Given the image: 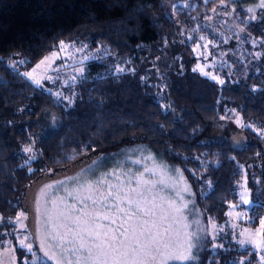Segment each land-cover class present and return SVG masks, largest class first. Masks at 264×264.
Wrapping results in <instances>:
<instances>
[{"label":"trees","instance_id":"16d2710c","mask_svg":"<svg viewBox=\"0 0 264 264\" xmlns=\"http://www.w3.org/2000/svg\"><path fill=\"white\" fill-rule=\"evenodd\" d=\"M190 1L195 7L169 0H0V215L13 216L37 179L142 144L181 170L195 204L215 220L239 200L244 179L256 225L264 215V66L222 69L223 85L193 70L184 30L229 1ZM234 11L246 34L263 43L264 9L249 22L244 8ZM73 39L101 43L107 53L86 62L66 102L20 70ZM118 64L123 71H114ZM156 80L163 83L161 100ZM43 112L54 113L57 124L40 134ZM200 253L184 264H241L239 257L252 264L257 254L248 246ZM15 254L16 264H52L24 262L30 255L21 248Z\"/></svg>","mask_w":264,"mask_h":264},{"label":"rangeland","instance_id":"374dc122","mask_svg":"<svg viewBox=\"0 0 264 264\" xmlns=\"http://www.w3.org/2000/svg\"><path fill=\"white\" fill-rule=\"evenodd\" d=\"M228 1L230 5L223 1L219 2L211 9L210 14L200 16L197 22L184 30V37L190 45V57L194 59L192 69L211 79L213 76L222 79L220 76L222 69L234 68L240 62L247 66H258L260 63L264 66V42L259 43L246 34L245 26L238 21L234 11L236 7L244 8L248 12L247 22H249L253 20V16L257 18L260 0ZM174 3L191 7L196 5L190 0H169L168 2L169 5ZM249 9L252 11L249 12ZM53 53L56 54L55 57ZM106 53L107 48L101 43L91 45L85 39L61 40L55 49L30 67L20 70V73L24 76V73L32 72L34 77L42 78L40 86L34 84L26 76L24 77L54 97L70 102L74 92L68 90L67 87L83 76L87 61ZM41 61L44 62L41 63ZM10 64L13 65V62ZM123 68V64H118L114 71ZM81 69H83L82 72ZM48 76L52 77V80L43 79ZM155 84L159 85L158 99L161 100L163 83L156 80ZM237 120L238 118H235L233 123L237 124ZM239 121L238 126L246 125L240 118ZM56 124L54 113L46 114L45 112L38 121V130L40 134H43ZM93 160L96 161L95 164L92 163ZM145 168L152 169V172L144 175L145 179L152 182L145 186L149 189L145 191V197L150 202L154 201L156 218L166 214L168 218L164 224L171 226L170 231L162 236L161 253L150 264H184L197 261L203 249L212 254L219 253L228 247L243 249L247 246L248 249L257 252L255 263L252 264H262L264 227H261L260 220L264 219V215L258 218L256 225L250 224L256 221V217L252 212L250 191L246 181L242 179L237 185L239 200L229 203L222 220H215L203 214L195 204L192 189L181 170L168 165L150 148L142 144H134L114 153H100L65 172L41 177L28 185L17 212L13 216L0 215V264H16V248L29 253L30 258L28 259L26 255H23L24 262L35 263L39 259H46L56 264V259L60 257V249L56 247L57 242L50 237L48 240L44 239L51 231L46 223L47 215L51 214L56 218L61 212L71 210L70 206L73 204L79 209L81 205L75 197L85 195L83 192L75 191L80 184L95 182L106 173L115 170L117 174L121 172L129 174L121 177L125 187L135 186L134 176L143 172ZM130 179L133 183L128 185ZM110 182L116 183L115 178L110 179ZM185 188L187 191H184ZM180 197H183V200ZM244 199H248L249 203L245 204ZM170 201H175L177 206L186 203L188 207L181 214H176L169 207ZM85 210H91L90 201ZM72 211L76 214L75 210ZM21 213H24V216L17 220ZM100 223L114 228L118 226L109 225L108 221H100ZM185 223L189 225V228H184ZM60 231L63 232V229ZM197 231L200 235L199 244L189 253L194 257L193 259L183 261L168 258V252L174 254L184 252L188 243L186 233ZM240 240H244L245 244L241 245ZM28 244L32 245V251L28 250ZM66 246L71 247L72 245ZM44 252H48L53 259L50 261L44 256ZM64 255L67 257L68 253ZM76 255L81 256L82 253L78 252ZM243 260V257L238 258V261Z\"/></svg>","mask_w":264,"mask_h":264},{"label":"snow or ice","instance_id":"6c2138e0","mask_svg":"<svg viewBox=\"0 0 264 264\" xmlns=\"http://www.w3.org/2000/svg\"><path fill=\"white\" fill-rule=\"evenodd\" d=\"M259 7L264 9V0H260ZM248 11L251 12L252 9ZM252 19L255 20L256 17L253 16ZM257 55L259 56V54ZM53 56L55 57L56 54L53 53ZM43 62L41 61V63ZM117 70L123 71V69ZM82 71L83 69H81ZM204 74L209 75L208 73ZM24 76L37 86L41 85L42 78L34 77L32 72H26ZM43 79L52 80V77L48 76ZM212 79L218 80L221 85L225 83L223 79L214 76ZM256 90L253 88V91ZM239 123L238 119L237 124ZM259 135L264 136V131H261ZM32 150L31 147L23 149L25 152ZM92 163L95 164L96 161L93 160ZM148 172H152V169L145 168L143 172L136 174L134 176L135 186L128 187H125L121 180V177L129 175L128 173L117 174L115 170L106 173L95 182L80 184L75 190L85 193L83 196L75 197L81 205L79 209L73 204L70 206L71 210L61 212L56 218L48 214L46 223L51 231L46 234L44 239L48 240L50 237L57 242L56 247L60 249V257L56 259V264H150L151 261H154L156 256L161 253L162 236L170 231L171 226L164 224L168 218L166 214L156 218L154 201L150 202L145 197V191L149 190L145 186L152 183L144 178L145 173ZM112 178H115L116 183L110 182ZM132 183L131 179L128 180V185ZM184 191H187V188ZM69 195H73V193H69ZM180 199L183 200V197ZM89 201L91 210H85L88 208ZM243 202L247 204L249 200L244 199ZM169 207L172 212L181 214L188 206L186 203L177 206L175 201H170ZM72 210H75L76 214H73ZM23 216L24 213H21L17 220ZM150 217L151 219H149ZM100 221H108L109 225L118 226L115 228L105 226ZM260 223L261 227H264V219H261ZM183 226L185 229L189 228L187 223ZM161 228H163V232H161ZM60 229H63V232ZM66 237H70V239H66ZM186 237L188 243L184 252L179 254L168 252V258L183 261L194 258L189 253L193 247H197L199 244V231L186 233ZM239 243L243 245L245 241L240 240ZM66 245L72 246L67 247ZM27 247L29 251H32L31 244H28ZM78 252L82 255L77 256ZM64 253H68V256L65 257ZM43 254L50 261L53 259L48 252ZM261 260L264 264V256L261 257ZM241 264H245V262L242 261Z\"/></svg>","mask_w":264,"mask_h":264}]
</instances>
